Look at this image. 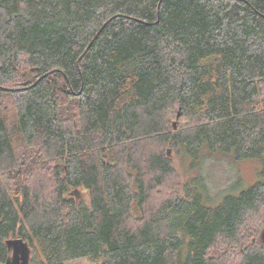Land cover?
<instances>
[{
    "label": "trees",
    "instance_id": "1",
    "mask_svg": "<svg viewBox=\"0 0 264 264\" xmlns=\"http://www.w3.org/2000/svg\"><path fill=\"white\" fill-rule=\"evenodd\" d=\"M172 149L264 162V0H0L1 264H264V163L210 206Z\"/></svg>",
    "mask_w": 264,
    "mask_h": 264
},
{
    "label": "rangeland",
    "instance_id": "2",
    "mask_svg": "<svg viewBox=\"0 0 264 264\" xmlns=\"http://www.w3.org/2000/svg\"><path fill=\"white\" fill-rule=\"evenodd\" d=\"M173 122L180 119L173 115ZM179 126V125H178ZM170 154L177 167L180 183H190L201 189L204 202L210 206L219 205L228 194H236L261 179L263 160L260 158L235 159L231 155L205 156L195 163L190 158L179 156L172 149ZM259 240H264V222ZM1 264V263H0ZM67 264H93L87 258L70 260Z\"/></svg>",
    "mask_w": 264,
    "mask_h": 264
},
{
    "label": "water",
    "instance_id": "3",
    "mask_svg": "<svg viewBox=\"0 0 264 264\" xmlns=\"http://www.w3.org/2000/svg\"><path fill=\"white\" fill-rule=\"evenodd\" d=\"M181 112L178 113V118ZM174 128L177 129L179 122H173ZM12 246L13 255L6 264H29V250L27 244L20 238L9 240Z\"/></svg>",
    "mask_w": 264,
    "mask_h": 264
}]
</instances>
